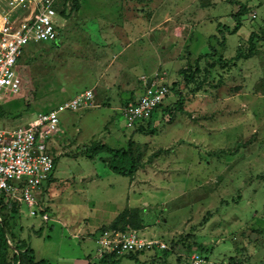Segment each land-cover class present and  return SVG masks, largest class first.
I'll list each match as a JSON object with an SVG mask.
<instances>
[{
  "label": "rangeland",
  "instance_id": "374dc122",
  "mask_svg": "<svg viewBox=\"0 0 264 264\" xmlns=\"http://www.w3.org/2000/svg\"><path fill=\"white\" fill-rule=\"evenodd\" d=\"M239 6L245 9L241 29L227 35ZM263 26L264 0H77L58 43L23 49L16 64L19 93L0 91V129L23 127L71 97L92 94V107L60 112L57 133L46 140L55 161L52 180L35 199L48 221L21 208L8 224L6 243L26 241L35 260L50 264H99L82 260L70 236L91 226L111 228L126 178L111 173L104 153L89 160L83 152L90 145L125 148L129 141L137 159L128 183L137 200L130 206L142 219L135 230L167 247L144 254L140 264L166 256L176 264L198 250L212 259L264 264ZM251 33L256 38L248 48ZM238 48L240 56L251 53L250 60H233ZM114 68L120 78L157 76L169 86L148 135L126 129L119 112L107 108L103 81ZM102 77L99 90L93 80ZM163 108L171 113L162 114Z\"/></svg>",
  "mask_w": 264,
  "mask_h": 264
},
{
  "label": "built area",
  "instance_id": "2783aa9c",
  "mask_svg": "<svg viewBox=\"0 0 264 264\" xmlns=\"http://www.w3.org/2000/svg\"><path fill=\"white\" fill-rule=\"evenodd\" d=\"M67 6L65 3L64 7ZM59 10L60 0H0V91L19 93L16 64L26 46L58 43L64 22ZM250 19H254L253 14ZM140 83L141 92L135 101L119 112L126 129L147 123L168 96V87L157 76L142 79ZM91 105L92 94L85 91L48 112L37 114L23 127L0 129V208L14 207L17 215L24 208L28 217L38 216L42 222L48 221L35 199V194L51 178L54 166L46 140L57 133L60 112H77ZM92 241L94 257L98 260L167 250L162 240L146 239L140 231L128 227L99 230ZM179 264L239 263L236 259L217 260L193 251Z\"/></svg>",
  "mask_w": 264,
  "mask_h": 264
},
{
  "label": "trees",
  "instance_id": "16d2710c",
  "mask_svg": "<svg viewBox=\"0 0 264 264\" xmlns=\"http://www.w3.org/2000/svg\"><path fill=\"white\" fill-rule=\"evenodd\" d=\"M67 3L68 6L64 7V4ZM77 8V0H60V10L58 11V15L61 19L64 21L67 20L68 14L70 11L75 10ZM245 9L241 6L238 7L235 15L233 16V22L234 26L233 28L228 31V35H233L240 27V17L242 12ZM223 29V28H222ZM262 34L264 35V26L261 29ZM256 38V35L251 33L248 38L247 42L249 44L248 48H252L251 41ZM252 57L251 53H247L246 55H241L239 53V48L235 52V56L233 57V60H247ZM204 56H200L194 60V63L198 64V62L203 59ZM212 64L207 66L206 68H211ZM198 67L196 66V71ZM208 69L205 70V73L207 75ZM196 71L194 70L193 73L188 74L187 76H184L183 79L185 81L193 80V75L196 74ZM181 100L178 99L176 102L172 104L174 110H179L181 106ZM160 107V106H158ZM172 109V107H171ZM170 108H163L161 110L162 114H170L171 113ZM156 112V111H155ZM154 115V114H153ZM152 115V116H153ZM151 120H149L145 124H140L137 126L132 132H138L144 135H148L151 133L150 128ZM130 145L131 142H127L125 148H119V149H111L107 147L106 145H90L89 147L84 148L83 156L89 160H92L96 155L100 153H104L106 156V164L108 169L111 171V173L116 174L121 177H131L134 172L137 170V159L132 155L130 151ZM53 162L54 158H53ZM50 181V177L48 178L47 182ZM42 213V212H41ZM130 213V214H128ZM17 215L16 209L14 207L11 208H0V264H45L43 261H35L33 257L32 251L26 246V244L22 241H18L15 244L8 245L7 243V227L8 224L11 222L14 216ZM121 224V227H118L119 229H124L125 227H129L131 229H138L139 224L141 225V220L138 218V212L135 209H124L122 212H120L114 219V222H112V225L109 227L111 228H117V224ZM118 224V225H119ZM124 225V226H123ZM123 226V227H122ZM7 242V243H6ZM201 252V250H198ZM140 254H134V255H127L123 256L121 258H111L108 257L107 259L112 260H121V259H128V260H134L136 256ZM229 261L232 262L233 257H228ZM238 262V261H237ZM239 264H242L238 262Z\"/></svg>",
  "mask_w": 264,
  "mask_h": 264
},
{
  "label": "crops",
  "instance_id": "0c3cea01",
  "mask_svg": "<svg viewBox=\"0 0 264 264\" xmlns=\"http://www.w3.org/2000/svg\"><path fill=\"white\" fill-rule=\"evenodd\" d=\"M252 15V14H251ZM254 15V14H253ZM254 19H255V15H254ZM240 28V27H239ZM241 29V28H240ZM240 29H238L233 35H237V33L239 32V30ZM228 35V34H227ZM234 54V53H233ZM250 60V59H249ZM236 64L237 63H235V62H233V64H232V66H231V69L230 70H228L229 72L232 70H234L233 68H235V66H236ZM199 66H200V64H199ZM116 69L114 68V70H112V74L109 76V75H105L106 76V78H105V80L103 81V83H104V86H105V88L103 89V86H102V79H103V77L102 78H99L98 80H93V82H95V83H93L94 84V86L96 87V88H98L99 90L101 89H103V93H106V98H107V100H108V106H107V108H109V109H112V110H116V111H118V112H120V108L123 106H126V105H129V104H131V103H133L134 101H135V99H136V97L139 95V93L141 92V83H140V80H142V79H144L143 77L144 76H140L138 79H135V78H133L130 74H126V73H123V76H124V78H120V77H122L120 74V77L118 76V73H116V71H115ZM115 71V72H114ZM126 75H128V78L126 79ZM153 76H151L150 78H152ZM149 79V78H148ZM101 82V86L99 85V83ZM163 83L167 86V87H169L168 85H167V83L163 80ZM137 86H136V85ZM140 85V88H138L139 87V85ZM134 85L136 86V89L134 90L135 91V93H133V96H131V97H129V94H130V90H133V88H134ZM168 91H169V89H168ZM95 96V95H94ZM96 97V96H95ZM128 97H129V99H128ZM168 97V96H167ZM73 97H71L70 99H72ZM69 99V100H70ZM94 99H96V98H94ZM128 99V100H127ZM125 101V102H124ZM65 102V101H64ZM95 102V101H94ZM97 102V101H96ZM95 102V103H96ZM124 102V103H123ZM63 103V102H62ZM123 103V105L122 106H120L119 107V105L120 104H122ZM111 106V107H110ZM93 107H97V105H94ZM122 107V108H123ZM154 116V115H153ZM153 116L151 117V119L153 118ZM150 119V120H151ZM7 128V127H6ZM135 128H133V129H129L131 132L134 130ZM52 151V149L50 150V152ZM52 153V152H51ZM133 176V175H132ZM132 176L130 177V178H132ZM123 178H126V180H125V188H126V191H122V192H120L119 193V195L117 196V206L116 207H114V209H119L120 208V210H119V213L120 212H122L124 209H134V208H136V207H133V206H130V205H132L133 203H135V200H137L136 199V192H134L135 194H133V193H131V192H129V190H130V188H129V185H128V183H129V177H123ZM52 180V176H51V178H50V181ZM49 181V182H50ZM46 184H47V182H46ZM45 186V185H44ZM43 186V187H44ZM132 197V198H131ZM114 199L115 198H113V199H111V200H109V202L110 201H114ZM130 207V208H129ZM132 207V208H131ZM118 213V214H119ZM114 217H116L118 214L117 213H115V211H114ZM140 220H142L141 219V217H140ZM141 225H142V223H141ZM98 228H96V227H93V226H91L90 227V229H88V230H86V229H76V232L75 233H73L71 236H70V238H72L74 241H76V245H77V247H78V249H79V251L82 253V255H83V259L82 260H85L87 263H90V262H94V261H96V262H98L99 264H118L121 260H128V259H126V258H124V259H121V260H112V259H107V258H103V259H100V260H98V259H96L95 257H94V251H93V249H94V243H93V241H92V238L94 237V233L95 232H97L98 230H97ZM90 235L91 234V239H89V237H87L86 235ZM144 236V235H143ZM88 238V239H87ZM25 242V244H26V246L32 251V253H33V250L29 247V245H28V243L26 242V241H24ZM90 242L92 243V249L91 248H86L85 246L87 245V244H89L90 245ZM91 249V250H90ZM148 253H156V252H146V253H142V254H140V255H138V256H136L135 257V259L134 260H128V261H136L137 262V264H140V262H139V259H142V260H140V261H143V256H144V254L146 255V254H148ZM153 254V255H154ZM164 254V253H163ZM33 257H34V255H33ZM155 256H153V258H154ZM171 256H166V257H164L163 258V260L162 259H159V262H161V264H163L164 262V264H173V263H170L171 262ZM34 260H35V258H34ZM36 262L37 261H43L45 264H50V263H48L47 261H45V260H35ZM152 261V264H159V262L156 260H154V259H152L151 260ZM179 260H178V262L177 261H175V263L176 264H179ZM77 263H79L78 261H76V264Z\"/></svg>",
  "mask_w": 264,
  "mask_h": 264
}]
</instances>
